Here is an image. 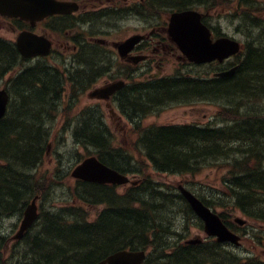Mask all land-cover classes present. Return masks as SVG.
<instances>
[{"label": "trees", "instance_id": "16d2710c", "mask_svg": "<svg viewBox=\"0 0 264 264\" xmlns=\"http://www.w3.org/2000/svg\"><path fill=\"white\" fill-rule=\"evenodd\" d=\"M155 3L168 13L190 8L209 11L214 5L212 0ZM251 7L260 10L259 4ZM255 39L254 35L255 42L248 43L233 62L238 68L230 78L208 79V73L182 75L140 86L137 93L130 86L125 88L118 103L127 119L137 122L133 153L114 145L101 112L86 110L78 116L71 131L73 142L87 155L95 154L122 174H138L140 181L121 193L113 186L79 182L72 198L84 204H104L105 209L93 224L83 222L82 212L70 207L42 211L39 219L45 223L43 235L47 242H40L33 251V256L39 258L34 264H64L67 259L74 264H93L122 249L147 252L144 264L237 262L213 240L201 245L182 244L186 227L193 223L200 229L201 224L176 190L147 176L143 166L148 163L157 176H187L194 184L200 183L196 177L203 168L215 167L223 172L221 188L199 187L196 194L202 202L211 209H221V218L228 227L225 214L234 211L264 223V48L262 38ZM23 62L15 44L0 38V79ZM34 67L20 69L11 79V103L6 117L0 120L1 215L20 213L28 200L44 195L47 188L36 182L34 173L49 142L47 123L54 118L57 99L51 96L60 80L56 73L45 72L44 65ZM91 83L86 82L82 88L87 90ZM71 86L74 88L75 82ZM194 101L212 102L217 108L216 122L221 126H142V119L160 106ZM69 221L73 223L58 226ZM178 227H182L180 233ZM50 240L61 248L50 244Z\"/></svg>", "mask_w": 264, "mask_h": 264}, {"label": "flooded vegetation", "instance_id": "af4514ba", "mask_svg": "<svg viewBox=\"0 0 264 264\" xmlns=\"http://www.w3.org/2000/svg\"><path fill=\"white\" fill-rule=\"evenodd\" d=\"M58 1L76 3L78 8L73 13L50 15L33 26L25 23L23 29L50 42V53L47 56L28 62L34 66L44 65L53 74H57L60 81L55 84V93L51 97L55 96L61 100V105L74 95L65 85L62 87V77H66L65 81L68 83L75 82L76 89L86 82L103 86L122 80L125 83L130 82V88L137 93L140 81L156 83L167 77L168 65L174 64V60L183 62L178 48L167 33L168 17L165 19V14L154 12L153 0H147V3L146 0ZM249 1L228 0L227 9L222 7L218 0H213L214 8L211 14H207L205 22L210 27L214 40L223 36H241L244 39L240 40L242 43L252 41L246 38L239 28L250 24L252 15L247 10ZM257 16L261 17L260 14ZM13 21L4 19L9 25ZM224 21H227L228 25L224 26ZM225 28L229 29L230 33ZM136 35L140 37L138 43L129 46L127 51L119 48L124 41ZM229 63L230 61H224L215 65L225 68ZM92 83L89 91L95 88ZM115 95L116 93L107 102H102L109 113L113 109L114 113L111 114L117 119H122L123 115L112 103ZM93 106L101 108L103 105L94 103ZM125 122L127 123V119ZM18 225L16 223L14 226L15 231ZM44 225L45 223L38 222L21 240L12 239L14 229L11 230L12 234L6 232L3 235L0 231V243L3 244L4 250L3 253L0 252V264H34V261L39 260L33 256V251L24 245L33 244L40 236L39 239L46 241L43 228L40 230ZM36 234L39 236L32 237ZM50 244L61 248L55 240H50ZM259 264H264V260L260 259Z\"/></svg>", "mask_w": 264, "mask_h": 264}, {"label": "rangeland", "instance_id": "374dc122", "mask_svg": "<svg viewBox=\"0 0 264 264\" xmlns=\"http://www.w3.org/2000/svg\"><path fill=\"white\" fill-rule=\"evenodd\" d=\"M260 3L263 4L264 0H261ZM260 16L261 18H264L262 14H260ZM166 18L167 16H165V19ZM223 25H228L227 21H224ZM226 31L230 33L229 29H226ZM16 33L17 31L13 26V23L9 25L7 22H4L3 18L0 17V37L6 40H14L16 37ZM235 38L244 41L241 36H236ZM173 63L174 64L172 65H168V74L174 73L177 68L182 69V74L190 72L192 75L197 72H200L201 75H204V72H207L209 70V68L207 67L193 68L192 66H180V64L176 60H174ZM3 86L5 85L3 83H0V88H3ZM65 94L64 98L66 97ZM94 103L103 105V108H101L104 113L105 122L113 135L114 144L116 146H120L126 151L130 150V152L133 153L134 141L136 140L137 134H133L131 132L129 125H127L123 118L117 119V117L109 113L107 107L105 108L104 102L88 99L87 92L84 91L83 93L78 95V98L74 102L69 104L71 106L70 108H67V105H65L64 102L59 116L55 118V123L51 129L52 135L50 137V147L48 150V154L47 156H44L43 161L40 165L39 174L37 175V178L43 176V186L47 187L45 190V195H42L40 197L41 200L37 203L39 209L45 211L50 208L58 211L63 207H70L78 212H82L80 217L84 218L83 222H86L87 220V222L90 223L93 222L96 214L101 209H103V206L98 204L93 206H86V204L76 202L72 198V191L76 186L75 180L70 176V172L72 171L73 167L82 159V157L86 155V151L74 144L69 130L74 123V118L81 111V109H83V107H85L86 105H92ZM261 106V109L264 110V101L262 102ZM163 109L164 111H160L159 115L157 114L156 117H150L146 119L144 121V124L149 125L156 123L175 125L198 123L205 125L210 122H214V116L217 113L216 106L210 101H200L192 105L171 106L170 108ZM66 124L70 125L65 127L61 133L62 128ZM55 168H58L59 173L57 180H54L52 174ZM143 169L147 176H151L152 178L171 188H176L179 183L186 184L182 182L183 178L179 175L157 176L149 166H143ZM222 174L223 172L218 171L215 167L204 168L196 177V180L201 183L196 185H192L191 183H189V188L195 190H199V187H202L204 189L213 187L221 188L220 181ZM126 176L131 182L138 180L137 177L134 176V174H128ZM124 188L122 189L121 187H118V192H122ZM215 211L217 213H220L221 209H215ZM236 216L242 217L238 212L226 213L227 221L231 224H233V219ZM21 219L22 215L0 214L1 234L4 235V233L6 232L12 234L11 230L14 229L16 223L18 225ZM178 222H180V217L178 218ZM248 222L249 223H247V225L244 227L245 233L242 234L240 248L237 249L231 247L233 249L230 248V250L235 251L241 257H244L245 253L248 255H252L259 260H264V224L256 223L250 220H248ZM180 228L177 232L181 231ZM186 229L188 228L186 227ZM13 231H15V229ZM197 236L203 238L202 231L192 228L185 238L186 240H188L193 239ZM236 253L233 254L237 256Z\"/></svg>", "mask_w": 264, "mask_h": 264}, {"label": "water", "instance_id": "95a60500", "mask_svg": "<svg viewBox=\"0 0 264 264\" xmlns=\"http://www.w3.org/2000/svg\"><path fill=\"white\" fill-rule=\"evenodd\" d=\"M76 9L77 7L73 3L58 2L56 0H0V15L9 18H20L21 20L29 21L32 25L49 15L69 14ZM201 18L202 15L200 13L186 10L172 13L169 19L168 34L189 62L202 64L213 60L221 61L238 52L239 45L234 41L223 38L213 43L210 39V31L201 22ZM133 41L135 43L137 40H130L125 44ZM49 46L47 41L27 32L20 33L16 39L17 50L23 58L45 55ZM234 71L235 68L217 76H230ZM120 86L121 84L115 83L105 88L96 89L89 96L91 98L107 99ZM7 102L8 96L6 92L0 90V118L5 114ZM71 176L84 182L97 184L122 185L128 182L124 175L106 167L95 156L83 160L74 168ZM179 191L195 215L203 221L206 235L216 237V240L221 243L239 244L240 237L228 230L218 215L181 186H179ZM23 216L20 231L16 237H20L36 219L37 207L35 199L25 208ZM235 221L239 225L244 224L243 220L235 219ZM199 242V240H191L187 243ZM144 258L145 253L143 251L121 250L95 264H141Z\"/></svg>", "mask_w": 264, "mask_h": 264}, {"label": "bare ground", "instance_id": "6f19581e", "mask_svg": "<svg viewBox=\"0 0 264 264\" xmlns=\"http://www.w3.org/2000/svg\"><path fill=\"white\" fill-rule=\"evenodd\" d=\"M211 123V125H215V126H221V125H218L217 123H215V122H210Z\"/></svg>", "mask_w": 264, "mask_h": 264}]
</instances>
